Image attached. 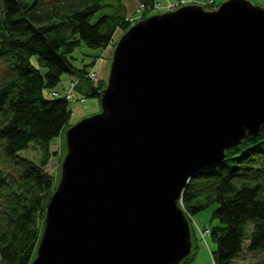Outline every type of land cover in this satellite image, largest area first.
<instances>
[{
  "label": "water",
  "instance_id": "water-1",
  "mask_svg": "<svg viewBox=\"0 0 264 264\" xmlns=\"http://www.w3.org/2000/svg\"><path fill=\"white\" fill-rule=\"evenodd\" d=\"M101 109L66 128L31 264H181V197L199 169L264 127V6L184 4L114 45Z\"/></svg>",
  "mask_w": 264,
  "mask_h": 264
},
{
  "label": "trees",
  "instance_id": "trees-1",
  "mask_svg": "<svg viewBox=\"0 0 264 264\" xmlns=\"http://www.w3.org/2000/svg\"><path fill=\"white\" fill-rule=\"evenodd\" d=\"M103 1L0 0V63L5 66L0 74V264H31L54 191L46 166L56 155L52 143L70 126L71 110L64 93L51 97L45 89L56 87L64 73L88 79L86 66L71 62L72 52L81 44L107 48L118 28L124 32L131 25L130 19L112 15L92 22ZM156 4L141 0L146 9ZM105 84L101 80L85 98L99 101ZM31 148L36 157L22 154ZM226 152L220 164L192 175L182 207L191 218L215 206L212 218L218 223L207 227L215 243L214 264H244L239 258L245 253L262 255L256 264H264V127Z\"/></svg>",
  "mask_w": 264,
  "mask_h": 264
},
{
  "label": "rangeland",
  "instance_id": "rangeland-1",
  "mask_svg": "<svg viewBox=\"0 0 264 264\" xmlns=\"http://www.w3.org/2000/svg\"><path fill=\"white\" fill-rule=\"evenodd\" d=\"M217 4L213 6L214 3H211V0H157V4L154 5L153 9H146L145 6L141 8V0H104L102 7L97 10L92 18V22H96L103 15H112V16H120L122 18L132 19L131 24L150 16L152 14H157L164 11L175 10L184 4H192L197 3L203 6H208V10L217 8L220 3L226 0H212ZM254 3L264 6V0H252ZM209 3V4H208ZM211 3V4H210ZM141 9L140 11L138 10ZM140 12V13H139ZM123 34V30L118 28L113 36V41L111 44L107 46L108 53L103 54L105 52V48H89L84 44H81L77 47L72 54L70 55L71 62L79 69H82L86 66L87 73L86 78L88 79H80L78 76L64 73L61 75L60 82L54 88H46L45 95L51 97H58L59 95L69 92L73 94V98L69 101V108L71 110V117L69 119L70 125L75 124L79 120L88 117L89 115L96 114L100 111L101 105L100 101L96 98H85V94L89 93L92 87H97L100 85L101 80H107L111 55L114 49V45L119 40L120 36ZM101 61L102 66H98V62ZM32 62L34 65L39 67L37 56L32 57ZM0 74L5 70V66L0 63ZM43 73L46 71L45 68H41ZM95 77H93V73ZM97 75V79H96ZM104 75V78H102ZM76 87V88H75ZM67 98V97H66ZM67 128V127H66ZM66 129L61 133L60 138L58 140H54L51 147L56 155L52 157L46 166V170L54 176V189L58 183L59 174H60V163L61 158L63 156V143ZM24 156L36 157V150L31 148L29 152H23ZM54 192V191H53ZM215 208L214 205L209 206L205 210L197 213L194 216L189 218L190 224L193 230V248H192V256L187 264H214L212 259V251L215 249V243L213 242L210 235L209 228L218 223L217 219L212 218V212ZM45 217V216H44ZM189 217V216H188ZM44 222V219H43ZM43 228V225H42ZM42 233V232H41ZM201 233L206 235V237H202ZM262 255H254V254H244L243 257L239 258L240 262L244 264H256Z\"/></svg>",
  "mask_w": 264,
  "mask_h": 264
},
{
  "label": "built area",
  "instance_id": "built-area-1",
  "mask_svg": "<svg viewBox=\"0 0 264 264\" xmlns=\"http://www.w3.org/2000/svg\"><path fill=\"white\" fill-rule=\"evenodd\" d=\"M211 2H213V1L211 0ZM142 6H143V5H141V8H143ZM138 10L140 11L141 9L138 8ZM139 13H140V12H139ZM131 20H132V19H130V21H131ZM92 73H93V72H92ZM93 77H95L94 73H93ZM64 96H66V97L69 98V99L73 98V94H72V93L70 94L68 91L64 93Z\"/></svg>",
  "mask_w": 264,
  "mask_h": 264
},
{
  "label": "crops",
  "instance_id": "crops-1",
  "mask_svg": "<svg viewBox=\"0 0 264 264\" xmlns=\"http://www.w3.org/2000/svg\"><path fill=\"white\" fill-rule=\"evenodd\" d=\"M105 53H106V54L108 53V48H105V52H104L103 54H105ZM98 63H99V64H97V65L101 67V66H102V64H101L102 62L99 61ZM102 78H104V75H103ZM96 79H97V75H96ZM75 88H76V87H75ZM57 140H58V139H57Z\"/></svg>",
  "mask_w": 264,
  "mask_h": 264
}]
</instances>
